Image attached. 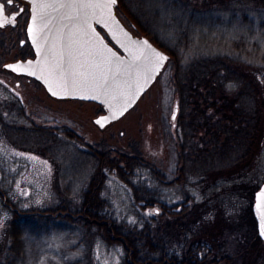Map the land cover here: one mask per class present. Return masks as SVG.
I'll return each instance as SVG.
<instances>
[{
	"label": "rangeland",
	"instance_id": "1",
	"mask_svg": "<svg viewBox=\"0 0 264 264\" xmlns=\"http://www.w3.org/2000/svg\"><path fill=\"white\" fill-rule=\"evenodd\" d=\"M119 1L117 14L134 34L148 37L153 41L156 38L168 47L181 43L185 66L199 56L231 58L235 62L230 65L237 68L238 75L241 74L243 77V74L248 72L255 76L258 95L264 98V7L247 6L241 2L231 7L227 4L228 10L209 15V25L191 27L189 22L187 23V17L182 16V11L183 14L188 15L185 12H189L193 15L194 12L189 11L190 9L205 10L214 0ZM220 7H223V4ZM233 7L237 8V12L233 11ZM6 35L7 31L0 30V70L4 75L7 72L3 64L12 59V56L6 53L9 44ZM160 49L166 52L169 58L155 82L132 109L104 128L96 123V119L105 113L103 105L79 99L57 103L46 96L44 88L37 86L35 82H28L32 83L33 87V91L30 92L34 101L33 108L39 110L40 107L36 105L42 102L66 115L64 117L69 126L67 150L70 157L67 171L70 177L63 176V179L68 181V191L61 190L59 182L51 183L48 180L46 182L40 178L31 179V176V178L28 176L23 178L16 175V180L5 182L7 189L24 190L14 192L12 198L16 199L20 194L18 199L26 202V206H36L30 209L35 214L30 217L34 221L33 225L26 223L21 229V232L25 233L22 236L24 241L22 250L26 253L21 264H122L125 255L123 246L110 245L97 235V227L94 225L87 227L85 221H78L79 215L84 219L83 214L77 213L83 208V194L87 192L92 176L100 165L101 157L98 159L99 155L96 153L98 151L104 152L107 160L119 162L124 155H135L148 162L150 167L157 168L164 176L163 185L152 183L153 175L147 165L140 169L138 179L134 180L137 182L141 179L148 182L150 187L159 188L163 201L168 204L184 200L178 192H187V195L194 200L202 197L203 188L195 186L194 182L183 190L176 189L172 185L178 169L179 142L184 136L178 128L181 112L178 107V93L173 85L175 70L170 66L172 57L168 50L163 47ZM243 89V84L240 88L229 84L227 94L232 97ZM220 102L222 104V101ZM189 111L190 109L188 113ZM215 116L218 119L221 117L218 114ZM259 120L263 130L262 146L247 175L246 172H236L241 168L238 167L231 170L219 169L217 173H210L203 178L208 180L210 185L207 192H216L211 196L216 201L215 209L219 208L220 212L221 209L223 212L232 211L227 217L231 216L235 223H230V227L222 229L226 235L234 234L228 247L231 250L233 248L240 251L246 247L252 229H256L259 236L253 204L255 190L259 187L256 190L258 191L264 183V105L260 108ZM76 130H80L83 134L84 152L77 151L75 143H71L72 136L76 138ZM198 137L200 134L197 133L195 140H198ZM37 151L44 150L38 147ZM12 152H14L13 148L11 150L0 148V165L4 160L5 165L12 167L14 165L17 169L25 170L29 167L23 158L20 160L7 158L11 155L8 153ZM104 168L101 195L107 202L106 209L128 224L139 222L144 213L137 208L133 190L117 178L116 168L110 169L108 166ZM98 176L99 174H96L95 177ZM46 189L52 192H47ZM1 199L9 200L7 197ZM1 199L0 222L4 220L6 223L12 218L9 212L1 211L3 209ZM62 199L66 201L65 209H60ZM248 207H251L255 219V225L248 226L250 229L246 220L242 224L239 223L243 216L241 210L243 212ZM38 209L49 210L50 215L44 216V213ZM14 229L13 225L2 226V222L0 223V261L9 253L11 244L8 236L12 231H18ZM225 254H228V249L224 248L222 256Z\"/></svg>",
	"mask_w": 264,
	"mask_h": 264
},
{
	"label": "trees",
	"instance_id": "2",
	"mask_svg": "<svg viewBox=\"0 0 264 264\" xmlns=\"http://www.w3.org/2000/svg\"><path fill=\"white\" fill-rule=\"evenodd\" d=\"M217 1L214 0L205 10L190 9L193 15L182 11V16L187 17L191 27H195L209 25V15L225 11L227 4L231 7L241 2L247 6L264 7V0ZM233 8L237 12V8ZM155 39L156 44L168 50L172 57L170 66L175 70L173 85L178 93L181 112L178 128L184 136L179 142L178 169L172 185L183 190L194 182L195 186L203 188V195L194 200L187 192H178L184 200L168 204L163 201L159 188H152L141 179L134 180L138 179L140 169L147 165L153 175L152 183L163 185L164 176L157 168L150 167L148 162L135 155H124L119 162L107 160V155L98 151L100 165L83 194V208L81 213H77L83 214L84 219L79 215L78 221H85L87 227H97V235L110 245L123 246L122 264H264V242L256 229H252L249 242L242 250L228 248L234 234L226 235L222 229L235 223L231 216L227 217L232 211L215 209L216 201L211 196L216 192H207L210 185L208 180H203L219 169L241 167L236 172H246L247 175L254 163L262 146L259 111L264 105V98L258 95L255 76L248 72L243 77L238 75L237 68L230 65L235 61L228 57L199 56L185 66L181 43L168 47ZM229 84L239 88L243 84L244 89L229 97ZM216 114L221 117L218 119ZM197 133L200 137L195 140ZM104 166L116 168L117 178L133 190L137 208L144 213L139 222L128 224L106 209L107 202L101 195ZM96 174H99L98 178ZM241 213L240 224L246 220L247 227L255 225L251 207L241 210ZM19 231L20 234L13 231L10 234L9 255L4 256L0 264L23 262L26 253L22 250L23 233L21 229ZM240 235L243 236L242 233ZM221 247L228 249V254L222 256Z\"/></svg>",
	"mask_w": 264,
	"mask_h": 264
},
{
	"label": "flooded vegetation",
	"instance_id": "3",
	"mask_svg": "<svg viewBox=\"0 0 264 264\" xmlns=\"http://www.w3.org/2000/svg\"><path fill=\"white\" fill-rule=\"evenodd\" d=\"M33 1L35 3L55 4V8H58L57 5L59 2L61 5H65L63 7L60 5L59 9L62 12L60 11L58 13L62 14L61 23L68 37L65 38L68 46L64 54L65 62L70 67L67 73H71L77 78L80 77V73L75 71V69L79 67L83 70L86 69L83 63L84 54L86 55V53L89 59L88 63L91 62L95 64L100 62L102 40L121 56H125L124 51L112 39L108 30L97 21L98 19H92L90 25L89 19H86L83 14V12H85L84 7H80L85 0H13L11 5L6 4L4 10L5 17L10 18L15 15L16 19L14 25L8 23L0 27L1 31H7L6 37L9 44L7 45L6 53L12 56L11 60L3 64L6 68V75L2 74L0 70V148L5 150H11L13 148L14 152L8 153L11 155H8L7 158L10 160H20L23 158V160L28 163L29 167L26 168L27 170L17 169L14 165L13 167L11 165H5L6 162L2 160L3 164L0 165V199L1 197H7L9 200L1 199L3 205L1 211L9 212L12 219L6 223H4V220L1 222L2 226L13 225L15 229L18 230L16 231L18 234H20L19 229H22L26 223L33 225L34 221L30 217L35 214H33V211L30 209L36 208V206H26V202L18 199L20 194H18L16 199L14 197L13 199L11 195H13L14 192H23L24 190L7 189L5 188V182L16 180V175L18 177L22 176L23 178L31 176V179L40 178L44 181L46 180V182L47 180L51 183L59 182L61 183V190L68 191L69 184L68 181L63 179V176L67 178L70 177L67 171L70 157L67 150L69 126L64 117L66 115L58 110L52 109L50 105L43 104L42 102L36 105L40 107L39 110L33 108L34 101L30 96L32 95L30 92L33 91V87L32 83L28 82H35L37 86L44 88L43 90H45L46 96H48V98L50 97V99H54L57 103L78 99L56 97L51 94L46 86L37 78L24 73H17L7 68V65L11 63L32 61L37 58L34 42L37 41L39 43L41 38H36V34L33 32L30 34L28 31L33 15ZM0 2H5V0H0ZM119 6L120 1L117 0V3L114 5V11L120 23L131 33L133 38H144L145 36L140 37L134 34L119 17L116 10ZM71 7L72 9H70ZM47 12L51 13L52 9L49 11L46 10L45 14H47ZM37 27L39 28L40 25ZM53 34L54 33L51 31L50 38L53 37ZM48 37L49 36H46V38ZM149 40L158 47L153 40ZM79 53H81V59L75 60L73 57H76ZM54 60L51 62H54ZM83 76L84 78L86 77L85 74H83ZM79 100L85 101L83 99ZM105 114L106 110L103 115ZM72 137L71 143H75L77 151L80 150L84 152L82 132L76 130V138H74V136ZM38 147L44 151H37ZM59 155L60 157H58ZM11 169H13V171H11ZM46 191L52 192L49 189H46ZM60 204V209L67 208L66 201H63V199L62 201L60 200ZM38 210H41L44 216L50 215L49 210ZM14 218H16V220H14ZM8 237L11 243L10 235Z\"/></svg>",
	"mask_w": 264,
	"mask_h": 264
},
{
	"label": "water",
	"instance_id": "4",
	"mask_svg": "<svg viewBox=\"0 0 264 264\" xmlns=\"http://www.w3.org/2000/svg\"><path fill=\"white\" fill-rule=\"evenodd\" d=\"M82 3L83 5H108V7H84L85 12L83 14L86 19H89L90 25L92 19H98L97 21L108 30L112 39L124 51L125 56H121L102 40L100 62L88 63L89 59L86 53L83 58L86 69L83 70L81 67L75 69L80 73V77L77 78L71 73H67L70 67L65 62L64 54L68 46L65 38L68 37L61 23L62 14L58 13L61 11L59 9L61 3L59 2L58 8H55V4L35 3L33 1L34 8L30 26L33 27L36 38H41L39 43L34 42L37 58L31 61L30 70L35 72V75L28 74V62L30 60L8 64L7 68L11 69L8 67L10 65L22 66V70L16 71L17 73H24L37 78L51 94L55 92L56 95L54 96L56 97L78 98L102 104L106 114L97 118L96 121L100 120L99 125L103 128L120 119L136 105L155 82L169 55L146 37L142 39L132 37L131 33L125 29L115 15L114 5L117 0H115V3H111V0H85ZM41 4L49 6L41 9L38 7ZM50 9H52V12L45 14V11ZM34 15L37 17L35 24H33ZM41 16L43 19H41ZM51 31L54 33L52 38H50ZM46 36L49 37L46 38ZM144 41L147 42V45L143 44ZM154 52L160 53L166 59L159 62L154 56ZM81 53L73 58L80 60ZM137 56L140 58L137 59ZM52 60L54 62H51ZM83 74L86 75L85 78ZM105 79L107 84L104 83ZM126 104L127 108L125 110ZM262 191H264V183L255 194L253 213L257 222L259 237L264 241V216L261 215L264 208L258 206L264 205V200L258 199V194Z\"/></svg>",
	"mask_w": 264,
	"mask_h": 264
},
{
	"label": "snow or ice",
	"instance_id": "5",
	"mask_svg": "<svg viewBox=\"0 0 264 264\" xmlns=\"http://www.w3.org/2000/svg\"><path fill=\"white\" fill-rule=\"evenodd\" d=\"M12 3H13V0H5V2H0V27H3L5 24H8V23H11V24L14 25L15 19H16L15 15L11 16L10 18H7V17H5V11H4L6 4L7 5H11ZM111 3H115V0H111ZM48 6L49 5H43V4L38 5V7L41 8V9H43L45 7H48ZM61 6L63 7L65 5H61ZM69 6H71V5H69ZM80 7H108V5H106V4L105 5H99V4H96V5H93V4H84V5H80ZM36 18L37 17L34 15L33 16V24H35ZM41 19H43L42 16H41ZM28 31L31 34L33 32V27L32 26H29ZM143 44L147 45V42L144 41ZM112 55L114 56L115 54H112ZM154 56L156 57V59L159 62H163L166 59V57L162 56L158 52H154ZM136 58L139 59L140 57L137 56ZM31 65H32V62L29 61L28 62V68H29L28 74L35 75V72H33V71L30 70L31 69ZM8 67H10L13 71L22 70V66H20V65H10ZM104 83L107 84V80L106 79H105ZM50 91H51V88H50ZM52 94L53 95H56L55 92H53ZM126 108H127V104L125 105V110H126ZM102 119H105V118H102ZM96 123L99 124V123H101V121L100 120H97ZM258 199L264 200V191H262L261 193L258 194ZM258 206L264 208V205H258ZM261 215L264 216V212H262Z\"/></svg>",
	"mask_w": 264,
	"mask_h": 264
}]
</instances>
